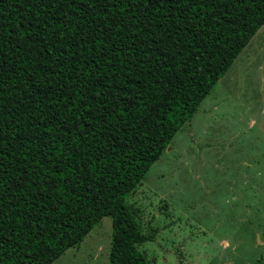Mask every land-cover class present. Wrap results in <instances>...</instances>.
I'll list each match as a JSON object with an SVG mask.
<instances>
[{
    "label": "trees",
    "instance_id": "obj_1",
    "mask_svg": "<svg viewBox=\"0 0 264 264\" xmlns=\"http://www.w3.org/2000/svg\"><path fill=\"white\" fill-rule=\"evenodd\" d=\"M264 25V0H0V264H52L128 204Z\"/></svg>",
    "mask_w": 264,
    "mask_h": 264
},
{
    "label": "rangeland",
    "instance_id": "obj_2",
    "mask_svg": "<svg viewBox=\"0 0 264 264\" xmlns=\"http://www.w3.org/2000/svg\"><path fill=\"white\" fill-rule=\"evenodd\" d=\"M149 264H264V25L127 199ZM103 218L52 264H110Z\"/></svg>",
    "mask_w": 264,
    "mask_h": 264
}]
</instances>
